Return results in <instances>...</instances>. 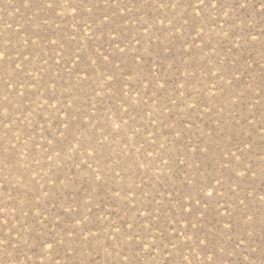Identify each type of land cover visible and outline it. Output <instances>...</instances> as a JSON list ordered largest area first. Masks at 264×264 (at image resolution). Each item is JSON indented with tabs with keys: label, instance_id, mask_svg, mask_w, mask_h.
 Instances as JSON below:
<instances>
[{
	"label": "rangeland",
	"instance_id": "374dc122",
	"mask_svg": "<svg viewBox=\"0 0 264 264\" xmlns=\"http://www.w3.org/2000/svg\"><path fill=\"white\" fill-rule=\"evenodd\" d=\"M47 3L0 0V264H261L264 0Z\"/></svg>",
	"mask_w": 264,
	"mask_h": 264
},
{
	"label": "snow or ice",
	"instance_id": "6c2138e0",
	"mask_svg": "<svg viewBox=\"0 0 264 264\" xmlns=\"http://www.w3.org/2000/svg\"><path fill=\"white\" fill-rule=\"evenodd\" d=\"M59 3H60V0H48L47 7L50 8V9H53V11H54L53 5H54V4L59 5ZM200 3L203 5V4H204V0H200ZM210 6H211V7H215V5H210ZM239 6H240L241 8H243L245 5H244L243 3H241V4H239ZM221 7H223V5H221ZM261 7L264 8V4H262ZM89 11H91V9H89ZM53 43H55V41H53ZM118 51L123 52L124 49H123V48H120V47L118 46ZM2 58H3L2 55H0V59H2ZM103 59L106 60V59H107V56L103 57ZM89 167H91V165H89ZM250 167H251V166H249V168H250ZM247 171H248V169H245V172H247ZM201 191H204V189H201ZM207 195H208L209 197H211V196H212V192H208ZM261 199L264 200V197H261ZM239 203H240L241 205H244V200L241 199V200L239 201ZM181 207H182V209H183V205H181ZM225 211L228 212V215H229V216H231V213L228 211L227 208H225ZM245 215H246V218H247V219H246V222L253 221V216H252V215H247L246 213H245ZM131 226H132V225H129V227H131ZM224 227H225L226 229H230V228L232 227V222H231V220H229V221L224 225ZM200 243L203 244L204 241H200ZM209 243H212V242L210 241ZM49 246H51V245H49ZM203 250H204V251H208L207 246H206ZM262 256H264V253H262ZM245 259H246V257H245ZM261 264H264V259L261 260Z\"/></svg>",
	"mask_w": 264,
	"mask_h": 264
},
{
	"label": "clouds",
	"instance_id": "9594fccd",
	"mask_svg": "<svg viewBox=\"0 0 264 264\" xmlns=\"http://www.w3.org/2000/svg\"><path fill=\"white\" fill-rule=\"evenodd\" d=\"M0 243H3V242H0Z\"/></svg>",
	"mask_w": 264,
	"mask_h": 264
}]
</instances>
